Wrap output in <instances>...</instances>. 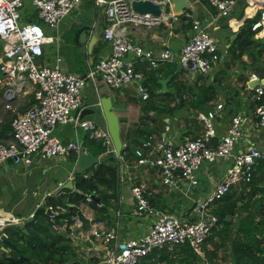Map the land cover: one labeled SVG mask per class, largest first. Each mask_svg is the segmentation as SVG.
I'll return each mask as SVG.
<instances>
[{"label":"crops","instance_id":"obj_1","mask_svg":"<svg viewBox=\"0 0 264 264\" xmlns=\"http://www.w3.org/2000/svg\"><path fill=\"white\" fill-rule=\"evenodd\" d=\"M188 3V8L180 16H173L172 5L165 3V16L173 18L171 22L159 20L157 24L150 26L135 23L125 26L128 40L151 52L155 59H158L160 53L165 50L172 53L171 60L159 62L156 67H152L145 60L135 59L132 54L125 57L126 61L133 62L134 69L143 75L142 83L149 93V98L146 101L141 100L135 84L124 86L119 90H111L100 82L97 85L87 83L81 91L79 118L91 121L100 129L107 131L103 111L107 104L111 105V110L119 122L120 139L123 145L129 148V152L133 153L139 148V144L145 141L148 133L152 134V141L164 137L175 143L181 142L184 137L191 139L202 137L205 128L197 119V115L213 111L217 105H221L222 110L213 122L216 136L211 140V144L215 143L216 138L224 135L232 118L240 115L243 117V132L235 143L233 153L239 154L254 147L264 154V129H255L252 124L255 119V101L252 99L255 87H249L250 83L256 81L250 79L252 73L259 77L260 85L263 87L264 77L261 78L252 69H243L239 61L233 62L230 69L225 67L240 29L246 21L258 16L259 12L255 10L257 4L242 1L235 6L229 16L215 18L212 7L205 0H188ZM182 17L186 20H181ZM21 19L23 23L35 21L29 2L21 10ZM193 20L201 21L216 44L215 59L213 60L212 57L213 67L207 75H189L183 69H177L180 50L193 34L191 29ZM105 25L104 7L96 6L92 0L83 2L71 15L59 23L54 35L48 36L53 39V43L44 47L45 64L53 66L55 58L58 57L61 59L60 66L64 72L79 77L86 75L110 53V45L103 39ZM252 32L258 37L260 43L264 42V34H261L260 30ZM235 35L236 37L233 38ZM242 61L249 64L247 56H243ZM153 69H156L157 81L148 79ZM175 75L182 80H187L186 88H191L190 92L185 94L183 104L179 105L175 101L163 100L161 96L171 91V79ZM159 80H167L165 90L158 83ZM3 93L4 89L0 88L1 108L3 104V109L0 108V144L11 141L10 123L14 115L11 110L6 109L8 102L4 101ZM31 101L32 98L29 96H17L12 101L11 107L17 112H22ZM165 103H170L169 108L173 110L167 115L157 116V111L154 109L162 108ZM146 104L154 109L147 111ZM52 135L62 142L78 141L85 149L84 153L97 157L99 163L106 156L105 153L98 154L94 144L89 142L94 139L88 138V141L84 142L86 134L82 130L73 129L71 125L54 128ZM144 152L147 153L148 150ZM77 157L45 159L36 156L29 166L12 162L3 163L0 166V236L5 235L3 230L7 227L20 226L29 222V216L34 215L36 210L46 203L48 197H59L67 189L77 192L76 175L81 174L86 177L88 174L85 173L88 172L85 171L89 168L80 169L77 166ZM231 162V159H221L215 163L202 162L194 172L196 186L168 189L161 184V178L156 169L137 167L133 155L124 158L120 155L119 165L122 167L124 181L118 183L116 197L108 200L109 205L106 206L104 214L90 208L91 203H94L97 209L102 208L99 199L93 195L86 196L85 203L79 206V212L90 221L91 228L86 233L74 236L73 230L80 226L77 214L70 232L64 226L50 225L68 234L64 239L68 241L72 252L71 257L64 264H97L100 261L102 243L101 239L93 234L95 228L100 234L108 231L115 232L119 243L137 239L147 232L153 218L144 217L135 210V201L131 194L132 186L144 188L146 197L154 209L174 214L186 221H196L194 212L196 202L207 198L221 181ZM254 177L261 181L257 188L260 190L264 188V164H258ZM244 186L239 184L231 191L241 197L246 195V191L242 192ZM259 195L260 193L257 192L255 198ZM87 197L91 200L87 201ZM244 201L245 199L242 200ZM212 209L213 207L210 211ZM51 214H49L50 217H52ZM55 214L57 215L58 212ZM49 220L52 221L51 218ZM20 221H22L21 224H19ZM41 224L49 225L44 222ZM91 235L92 238L89 239ZM8 246L0 240V251L7 255L10 251ZM205 249L211 253L212 244L206 245ZM87 251L88 255L85 254ZM226 264L232 263L227 260Z\"/></svg>","mask_w":264,"mask_h":264},{"label":"built area","instance_id":"obj_2","mask_svg":"<svg viewBox=\"0 0 264 264\" xmlns=\"http://www.w3.org/2000/svg\"><path fill=\"white\" fill-rule=\"evenodd\" d=\"M85 1L88 0H0V88L4 89V101L8 102L6 109L14 113L10 123L11 141L0 144V166L6 162L29 166L36 156L67 159L84 153L85 149L78 141L62 142L52 135L53 129L58 126L71 125L75 130H82L88 138L99 142L107 153H114L108 132L91 121L79 118L82 89L87 83L97 85L100 82L111 90L135 84L139 97L146 101L149 93L143 86V75L125 57L132 54L135 59L145 60L152 67L172 59L169 50L161 52L159 58L155 59L151 52L126 37L127 24L150 26L159 22L157 18L134 13L130 8L131 0H92L96 6L104 7L106 25L103 39L110 45L109 55L82 77L64 72L58 57L55 58L53 66L45 64L44 47L52 44L53 39L45 35L44 29L36 21L51 27V30L55 29ZM156 1L169 3L168 0ZM205 1L212 7L215 18L229 16L239 2L256 3L255 10L259 12V19L252 24L251 30H260L264 34V0ZM27 2L32 8L35 21L23 23L21 10ZM191 29L193 34L181 48L178 62L189 75H207L215 59V41L201 21L193 20ZM250 79L259 81L254 73L250 75ZM17 96L32 98L30 105L22 112L11 107ZM252 99L255 101L253 127L264 129L262 85L259 84L253 89ZM220 110L222 106L217 105L215 110L197 115L205 128L202 137H184L179 143L164 137L156 141L149 138L134 152L135 165L156 169L161 184L168 189L196 186L194 172L202 162L215 163L221 159H231L232 162L226 168L221 181L204 201L196 202L194 212L197 220L186 221L174 214L154 209L144 188L132 186L135 210L144 217L153 218V221L144 235L120 243L115 232L100 234L95 228L93 234L102 243V255L97 264H138L155 249L185 244L199 258L194 264H212L202 250V245L218 223L210 208L233 187L250 183L259 162L264 161V154L254 147L239 154L233 153L235 143L243 132V117L240 115L233 117L224 135L211 144L216 136L213 122ZM145 150L149 153H145ZM118 159L120 163V157ZM118 177L119 182L124 181L120 165ZM86 200L91 199L87 197ZM33 217V214L30 215L29 220ZM21 223L22 221L19 222ZM85 254L88 255V251Z\"/></svg>","mask_w":264,"mask_h":264},{"label":"trees","instance_id":"obj_3","mask_svg":"<svg viewBox=\"0 0 264 264\" xmlns=\"http://www.w3.org/2000/svg\"><path fill=\"white\" fill-rule=\"evenodd\" d=\"M258 19L259 16L246 21L240 29L230 50L229 60L225 64L226 69H230L233 62L239 61L243 69H252L261 78L264 77V42L260 43L258 37L251 31L252 24ZM181 20L186 19L182 17ZM243 56H247L249 64L242 61ZM186 82L187 80H182L175 75L171 79V91L161 94L163 100L175 101L177 105L183 104L185 94L191 90V88H186ZM168 104L165 103L162 108L156 109L148 104L145 107L147 111L154 109L157 111V116H162L173 110V108H169ZM151 137V133L146 134L145 141ZM158 137L160 136L158 135ZM86 141H88L87 135L84 136V142ZM89 142L94 144L98 154L105 153L106 156L96 166L86 169L85 172H88L85 173L88 174L86 177L81 174L76 175L77 192L67 189L59 197H48L46 203L36 210L31 221L3 230L7 239L14 246H8L9 256L0 251V264H7V257L18 258L19 256L28 259L20 264H64L71 257L72 252L68 241L63 237L51 235L48 230L37 227L35 222H44L58 227L64 226L70 232V228L75 223L74 218L79 211V206L85 203L86 196L92 195L99 199L102 208L97 209L94 203L89 205L90 208L104 214L106 206L109 205L108 200L116 197L118 183H120L118 177L119 159L114 153H106V149L99 142L93 140ZM141 147L142 143L139 144V148ZM126 148L128 147L126 146ZM134 152L124 150L121 153V158L128 155L135 157ZM259 163L264 164V161ZM260 183L261 181L253 175L251 182L245 185L242 190V192L246 191V195L239 197L235 192L230 191L212 206L213 209L210 212L214 215L231 211L233 218L229 222H218L216 228L206 239L202 245L206 258L216 256L220 249H224L227 260L232 264H264V188L261 190L257 188ZM257 192L260 195L255 198ZM244 199L245 201L242 202ZM47 209L51 210L52 217L46 213ZM55 212L58 214L54 215ZM24 230L27 231V234L23 233ZM208 244L213 246V251H211L213 255L205 249ZM198 260L199 258L195 256L190 246L185 244L155 249L141 259L138 264H194Z\"/></svg>","mask_w":264,"mask_h":264},{"label":"water","instance_id":"obj_4","mask_svg":"<svg viewBox=\"0 0 264 264\" xmlns=\"http://www.w3.org/2000/svg\"><path fill=\"white\" fill-rule=\"evenodd\" d=\"M105 2H111L115 0H104ZM169 5H172V12L173 16H180L182 13L188 8V0H168ZM165 4L159 3L156 0H131L130 1V8L131 10L139 15H150L152 18H157L158 20H166V21H172L173 18L166 17L165 16ZM167 5V4H166ZM84 35V34H83ZM236 35L233 37L235 38ZM177 69H182V66L180 63L177 64ZM148 79L157 81L156 79V69H153L150 71L148 75ZM158 83L161 85L162 89H166L167 80H159ZM260 84V81H254L250 83L249 87L254 88ZM104 116L106 120V126H107V132L110 136L112 147L114 149V154L117 157H120L121 153L126 150L129 151V148L124 147L121 139H120V127L118 119L115 115V113L111 110V105L107 104L104 109ZM144 142V141H142ZM99 164V160L97 157H92L88 154L81 153L77 157V166L80 169H84L86 167H92ZM93 198V197H92ZM95 202H98V200L94 199ZM47 214H51L50 209H47ZM215 218L218 222L226 221L229 222L232 219V212L231 211H224L221 213H218L215 215ZM77 220L80 223V226L75 228L73 230V235L77 237L79 233H86L90 228L91 224L88 219H86L81 212H77ZM35 225L41 229L48 230L51 234L66 238L68 236L67 232L62 229H55L53 226L50 225H44L39 222H35ZM24 234H27V231H23ZM92 238V235L89 237V239ZM0 240H2L4 243L8 244L9 246H14L13 243H11L5 235L0 236ZM5 252V250H4ZM28 260L26 257L19 256L18 258H12L7 257V264H20L24 261Z\"/></svg>","mask_w":264,"mask_h":264},{"label":"rangeland","instance_id":"obj_5","mask_svg":"<svg viewBox=\"0 0 264 264\" xmlns=\"http://www.w3.org/2000/svg\"><path fill=\"white\" fill-rule=\"evenodd\" d=\"M37 24L40 25L44 29V33L46 36H51L56 33V28L51 30V27L49 26H44L40 21H37ZM211 31V30H209ZM209 33V32H208ZM209 258V257H208ZM210 262L212 264H226L227 258L224 253V249H220L217 253L216 256L209 258Z\"/></svg>","mask_w":264,"mask_h":264},{"label":"clouds","instance_id":"obj_6","mask_svg":"<svg viewBox=\"0 0 264 264\" xmlns=\"http://www.w3.org/2000/svg\"><path fill=\"white\" fill-rule=\"evenodd\" d=\"M31 221V220H30Z\"/></svg>","mask_w":264,"mask_h":264}]
</instances>
